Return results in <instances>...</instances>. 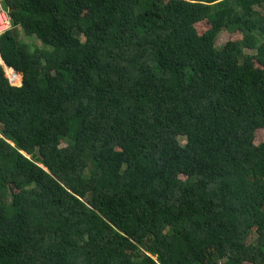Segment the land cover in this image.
I'll return each instance as SVG.
<instances>
[{
	"label": "trees",
	"instance_id": "16d2710c",
	"mask_svg": "<svg viewBox=\"0 0 264 264\" xmlns=\"http://www.w3.org/2000/svg\"><path fill=\"white\" fill-rule=\"evenodd\" d=\"M0 3V264H264V0Z\"/></svg>",
	"mask_w": 264,
	"mask_h": 264
},
{
	"label": "rangeland",
	"instance_id": "374dc122",
	"mask_svg": "<svg viewBox=\"0 0 264 264\" xmlns=\"http://www.w3.org/2000/svg\"><path fill=\"white\" fill-rule=\"evenodd\" d=\"M18 35L20 36V40H24L25 42H27V43H34L35 45H37V46H40V42H38L35 38H27L26 36H24L23 35V33L20 31V30H18ZM230 37V31L229 30H223V31H221L217 36H216V41H215V44H216V46L217 47H222L223 45H224V43L228 40V38ZM0 64H2V62H1V60H0ZM4 68V67H3ZM4 71L5 72H9V71H7L5 68H4ZM12 71V70H11ZM20 75V74H19ZM7 77H8V75H7ZM15 77V76H14ZM8 80L10 81V83L12 84V85H18L19 84V82H17V83H15V81H13L14 80V78H13V80L10 78V77H8ZM20 80H21V75H20ZM181 141H182V143L184 142V140L183 139H181ZM245 264H249V263H245Z\"/></svg>",
	"mask_w": 264,
	"mask_h": 264
},
{
	"label": "built area",
	"instance_id": "2783aa9c",
	"mask_svg": "<svg viewBox=\"0 0 264 264\" xmlns=\"http://www.w3.org/2000/svg\"><path fill=\"white\" fill-rule=\"evenodd\" d=\"M12 28V18L10 13L0 3V36Z\"/></svg>",
	"mask_w": 264,
	"mask_h": 264
},
{
	"label": "water",
	"instance_id": "95a60500",
	"mask_svg": "<svg viewBox=\"0 0 264 264\" xmlns=\"http://www.w3.org/2000/svg\"><path fill=\"white\" fill-rule=\"evenodd\" d=\"M16 73H18V74H20V75H21V73H20V72H16Z\"/></svg>",
	"mask_w": 264,
	"mask_h": 264
},
{
	"label": "clouds",
	"instance_id": "9594fccd",
	"mask_svg": "<svg viewBox=\"0 0 264 264\" xmlns=\"http://www.w3.org/2000/svg\"><path fill=\"white\" fill-rule=\"evenodd\" d=\"M1 60V59H0ZM4 68H5V66H4ZM6 69V68H5ZM13 70V69H12ZM15 73H16V71H15Z\"/></svg>",
	"mask_w": 264,
	"mask_h": 264
}]
</instances>
